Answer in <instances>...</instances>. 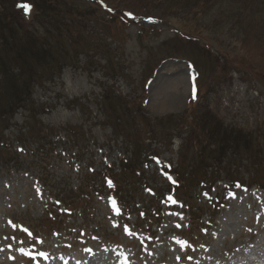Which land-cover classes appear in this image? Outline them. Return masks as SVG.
I'll use <instances>...</instances> for the list:
<instances>
[{"label":"rangeland","instance_id":"374dc122","mask_svg":"<svg viewBox=\"0 0 264 264\" xmlns=\"http://www.w3.org/2000/svg\"><path fill=\"white\" fill-rule=\"evenodd\" d=\"M0 127V264H264V0H0Z\"/></svg>","mask_w":264,"mask_h":264},{"label":"trees","instance_id":"16d2710c","mask_svg":"<svg viewBox=\"0 0 264 264\" xmlns=\"http://www.w3.org/2000/svg\"><path fill=\"white\" fill-rule=\"evenodd\" d=\"M29 86H30V90H31L32 87H33L32 82H29ZM3 131H4V129H1V127H0V139L2 141L5 139ZM40 131H42V130H40ZM119 132L121 133V130ZM37 135H39V136L37 137ZM68 135L71 136L72 134H70V132H69ZM51 136H53V133H50V132H48V133L40 132V133L34 135L33 137L27 135V137L25 138V143L28 144V146H32V144L36 143V142L39 144L38 147L36 149H34L33 154H35V152H37L39 154H46V155L49 154L50 155L49 152L52 151V145H55L56 143L62 142L61 137H58V141L56 143H54L55 141L53 142V140L51 139ZM83 138H84V136L81 137V138L79 137V139H75V137L73 136L72 139H69V140L66 139L64 143H66L68 145V147H73V146H76V145H78V146L81 145L82 146L81 142L85 141V138L84 139ZM25 150H26V148H25ZM128 162H129V160H126L125 164H130ZM135 170H136L135 175L138 176L137 178H139V179L145 174L144 170H142V169L136 168ZM175 171L179 175V180L183 181V185L186 186L187 183H188V180L186 178H184L183 176L182 177L184 179L182 177H180V174L177 171V169H175ZM111 172L114 173L115 176L117 177V179L115 181V184L117 185L119 192H116V194H118L120 192H122L124 194L127 191H129L130 187L132 186L131 181L122 179L121 172L118 173V172H114L112 170H111ZM90 173L94 174L96 172L93 171V172H90ZM143 184H145V183H143ZM181 189H182V186L179 187L180 192H181ZM55 198H57L61 202H65V203L67 202L69 204H73L72 201H71V196L66 201L63 198H60L58 196L55 197ZM88 200L91 201V198L88 197V195H86L85 197H82V198H81V195H75V202L76 203L87 202ZM128 202H130L129 198H127V200H126V203H128Z\"/></svg>","mask_w":264,"mask_h":264},{"label":"snow or ice","instance_id":"6c2138e0","mask_svg":"<svg viewBox=\"0 0 264 264\" xmlns=\"http://www.w3.org/2000/svg\"><path fill=\"white\" fill-rule=\"evenodd\" d=\"M22 7H24L25 9H26V11H30V5H28V4H23V5H21ZM39 255H41V256H46V254L45 253H40Z\"/></svg>","mask_w":264,"mask_h":264}]
</instances>
